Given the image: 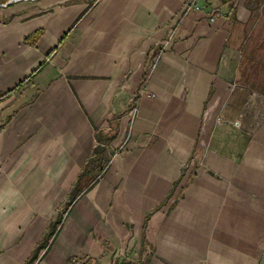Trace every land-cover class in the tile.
Wrapping results in <instances>:
<instances>
[{"label": "crops", "instance_id": "1", "mask_svg": "<svg viewBox=\"0 0 264 264\" xmlns=\"http://www.w3.org/2000/svg\"><path fill=\"white\" fill-rule=\"evenodd\" d=\"M9 1L0 264H264V94L234 0Z\"/></svg>", "mask_w": 264, "mask_h": 264}, {"label": "rangeland", "instance_id": "2", "mask_svg": "<svg viewBox=\"0 0 264 264\" xmlns=\"http://www.w3.org/2000/svg\"><path fill=\"white\" fill-rule=\"evenodd\" d=\"M22 1L32 0L9 2ZM234 3L236 9L228 18L227 26L231 41L240 51L242 77L253 89L264 93V0H234ZM5 5L0 2V7Z\"/></svg>", "mask_w": 264, "mask_h": 264}, {"label": "trees", "instance_id": "3", "mask_svg": "<svg viewBox=\"0 0 264 264\" xmlns=\"http://www.w3.org/2000/svg\"><path fill=\"white\" fill-rule=\"evenodd\" d=\"M90 7H91V5L84 11V14L85 13H87L88 11H89V9H90ZM84 14H82L81 16H79L72 24H71V26L68 28V30L62 35V37H61V39H60V41H59V43H58V46L57 47H55L50 53H48L47 54V56L45 57V59L36 67V69L24 80L25 82H28V81H31L34 77H35V75L39 72V71H41L43 68H45L46 67V65L48 64V60L53 56V54L56 52V50L59 48V46L64 42V40L66 39V37L68 36V34L73 30V28H75L76 27V25L80 22V20L82 19V17H83V15ZM38 37V32H36V33H34V34H32L31 36H28L26 39H25V41H35V39ZM161 51V48L160 47H158V49H157V52H156V56L159 54V52ZM143 81H145V76H144V78H143ZM23 83V82H22ZM22 83L21 84H18V87L19 86H21L22 85ZM15 90V89H14ZM262 94H264L263 92H261ZM0 96H1V94H0ZM135 101V100H134ZM134 105H133V107L135 106V102L133 103ZM132 107V108H133ZM91 163V162H90ZM61 221L59 220L58 222H56L55 224H53V226L51 227V230H50V237L53 239L55 236H56V234H57V232H58V230H59V228L61 227ZM46 244V242L45 241H43L40 245H42V244ZM35 256L33 255V257L30 259V260H32V261H34L35 259ZM29 260V261H30Z\"/></svg>", "mask_w": 264, "mask_h": 264}, {"label": "built area", "instance_id": "4", "mask_svg": "<svg viewBox=\"0 0 264 264\" xmlns=\"http://www.w3.org/2000/svg\"><path fill=\"white\" fill-rule=\"evenodd\" d=\"M196 3V0H190L186 6H185V11L186 10H189V9H193L194 7H196L195 5ZM210 20L212 21L213 20V17L210 18ZM116 257V256H115ZM118 259L117 263L116 264H121V261L122 259L119 258V257H116ZM66 264H90L89 263V258H85V257H80V258H77V257H73L72 259H70V261ZM107 264H113V263H107Z\"/></svg>", "mask_w": 264, "mask_h": 264}]
</instances>
